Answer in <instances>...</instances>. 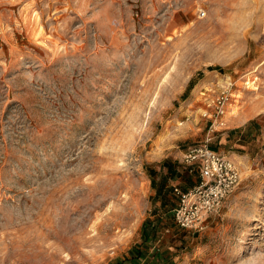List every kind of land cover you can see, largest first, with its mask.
Instances as JSON below:
<instances>
[{"label": "rangeland", "instance_id": "rangeland-1", "mask_svg": "<svg viewBox=\"0 0 264 264\" xmlns=\"http://www.w3.org/2000/svg\"><path fill=\"white\" fill-rule=\"evenodd\" d=\"M227 88L241 182L182 229ZM0 264H264V0H0Z\"/></svg>", "mask_w": 264, "mask_h": 264}, {"label": "built area", "instance_id": "built-area-1", "mask_svg": "<svg viewBox=\"0 0 264 264\" xmlns=\"http://www.w3.org/2000/svg\"><path fill=\"white\" fill-rule=\"evenodd\" d=\"M204 97L206 94L202 93ZM231 95L228 88L216 98H206L208 107L202 117L210 121V131L227 126L225 117ZM212 137L208 136L201 145L188 149L184 161L192 171L199 174L200 182L187 192L175 189L179 196V205L174 209V219L177 225L186 230H203L205 221L211 215L217 214L229 194L241 182V172L238 164L210 149Z\"/></svg>", "mask_w": 264, "mask_h": 264}, {"label": "crops", "instance_id": "crops-1", "mask_svg": "<svg viewBox=\"0 0 264 264\" xmlns=\"http://www.w3.org/2000/svg\"><path fill=\"white\" fill-rule=\"evenodd\" d=\"M240 122H241V120H239ZM237 122V120H231V122L227 125V127H226V129L222 132V134H219L220 136H218V134L216 135V134H214V132H212V131H208L207 132V135H206V138L208 137V136H210V137H212V140L210 141V143H209V147H210V149H212L213 151H216V149H215V147H214V143H215V139L216 138H221V143H229V146H231V143H232V141L230 140L232 137L234 138H236V136H237V129H239L240 127H242V125L243 124H241V125H236L235 123ZM242 123V122H241ZM243 127H246V126H243ZM248 127V126H247ZM246 127V128H247ZM246 128H244V130H242V131H240V133H241V135L245 132V130H246ZM231 130H233V131H231ZM205 140L206 139H204L203 140V142H205ZM227 140H229V142H227ZM216 152H218V153H220V154H222V155H224L222 152H220V149H219V151H216ZM224 156H226V155H224ZM232 154H228L226 157H231L232 158ZM179 172V173H178ZM178 173V175H180V177H178V180L179 179H188V181H189V184L187 185V190H190L191 188H194L197 184H198V181L195 179V178H193V176L192 175H189V171L187 170V171H182V170H180V169H176L175 167H174V165H170L169 167H164L163 168V179H164V181H163V183H162V185L160 184V185H158V189H160L161 191H162V193H167V190L170 188V187H172V185H169V179H171V177L173 176V174H177ZM191 174V173H190ZM175 178V177H174ZM177 179V178H176ZM170 190H171V188H170ZM187 190H185V191H187ZM171 197V196H170ZM179 200V199H178ZM179 205V201H178V203H177V205L176 206H174V205H171V207H172V212L174 211V209L177 207Z\"/></svg>", "mask_w": 264, "mask_h": 264}]
</instances>
